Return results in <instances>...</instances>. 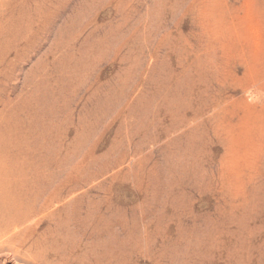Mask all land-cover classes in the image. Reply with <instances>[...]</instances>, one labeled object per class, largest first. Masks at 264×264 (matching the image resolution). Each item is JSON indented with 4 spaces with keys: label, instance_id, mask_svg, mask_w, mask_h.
<instances>
[{
    "label": "rangeland",
    "instance_id": "1",
    "mask_svg": "<svg viewBox=\"0 0 264 264\" xmlns=\"http://www.w3.org/2000/svg\"><path fill=\"white\" fill-rule=\"evenodd\" d=\"M0 264H264V0H0Z\"/></svg>",
    "mask_w": 264,
    "mask_h": 264
}]
</instances>
